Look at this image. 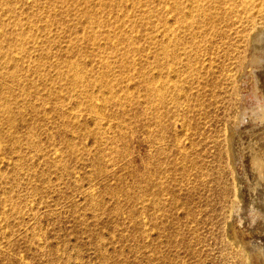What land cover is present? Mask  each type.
Masks as SVG:
<instances>
[{"label":"rangeland","instance_id":"rangeland-1","mask_svg":"<svg viewBox=\"0 0 264 264\" xmlns=\"http://www.w3.org/2000/svg\"><path fill=\"white\" fill-rule=\"evenodd\" d=\"M156 9L157 0H0V264H248L224 236L243 163L222 173L228 190L214 211L215 195L191 204L189 178L173 185L158 154L191 145L189 27L175 32L172 124L164 109V129H141ZM159 163V176L146 174Z\"/></svg>","mask_w":264,"mask_h":264},{"label":"bare ground","instance_id":"bare-ground-1","mask_svg":"<svg viewBox=\"0 0 264 264\" xmlns=\"http://www.w3.org/2000/svg\"><path fill=\"white\" fill-rule=\"evenodd\" d=\"M156 11L158 44L150 65L144 55L140 69L141 129H164L158 122L164 109L172 124L166 105H173V92L177 104L173 72L177 78L181 72L175 32L189 27L186 97L191 145L184 154L176 141L169 154H158L172 169L173 185L189 178L191 204L202 192H208L206 201L215 195L210 205L214 211L217 199L228 190L222 173L226 168L235 172L243 163L244 175L237 172L234 179V206L224 236L248 264H264V0H187L186 5L182 0H157ZM148 135L153 142L155 134ZM162 169L159 163L146 168V174L159 176Z\"/></svg>","mask_w":264,"mask_h":264}]
</instances>
